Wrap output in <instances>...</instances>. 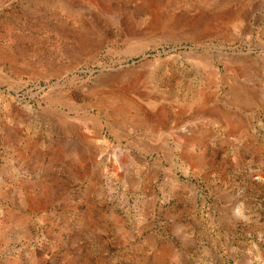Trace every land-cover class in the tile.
Masks as SVG:
<instances>
[{
    "label": "rangeland",
    "instance_id": "1",
    "mask_svg": "<svg viewBox=\"0 0 264 264\" xmlns=\"http://www.w3.org/2000/svg\"><path fill=\"white\" fill-rule=\"evenodd\" d=\"M0 264H264V0H0Z\"/></svg>",
    "mask_w": 264,
    "mask_h": 264
}]
</instances>
